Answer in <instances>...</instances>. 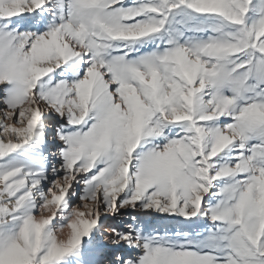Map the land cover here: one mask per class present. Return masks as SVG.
I'll return each mask as SVG.
<instances>
[{"label":"snow or ice","instance_id":"obj_1","mask_svg":"<svg viewBox=\"0 0 264 264\" xmlns=\"http://www.w3.org/2000/svg\"><path fill=\"white\" fill-rule=\"evenodd\" d=\"M0 264H264V0H0Z\"/></svg>","mask_w":264,"mask_h":264},{"label":"rangeland","instance_id":"obj_2","mask_svg":"<svg viewBox=\"0 0 264 264\" xmlns=\"http://www.w3.org/2000/svg\"><path fill=\"white\" fill-rule=\"evenodd\" d=\"M152 223L154 224H161V223H167L166 221H163L161 218H156L152 220Z\"/></svg>","mask_w":264,"mask_h":264}]
</instances>
